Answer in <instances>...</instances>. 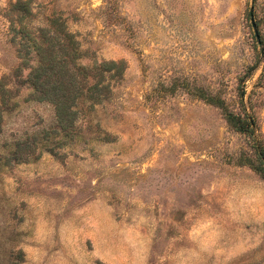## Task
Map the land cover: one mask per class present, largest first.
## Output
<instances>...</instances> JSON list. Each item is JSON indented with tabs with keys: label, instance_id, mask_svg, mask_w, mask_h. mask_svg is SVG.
I'll list each match as a JSON object with an SVG mask.
<instances>
[{
	"label": "rangeland",
	"instance_id": "rangeland-1",
	"mask_svg": "<svg viewBox=\"0 0 264 264\" xmlns=\"http://www.w3.org/2000/svg\"><path fill=\"white\" fill-rule=\"evenodd\" d=\"M252 5L0 0V264H264V0L260 44ZM53 45L103 90L66 128L28 81L33 50Z\"/></svg>",
	"mask_w": 264,
	"mask_h": 264
},
{
	"label": "trees",
	"instance_id": "trees-1",
	"mask_svg": "<svg viewBox=\"0 0 264 264\" xmlns=\"http://www.w3.org/2000/svg\"><path fill=\"white\" fill-rule=\"evenodd\" d=\"M72 49L75 53V57L79 60V51L75 40L71 35H66ZM35 45H37L35 41ZM52 50H49L47 53L45 49H41V53L37 48L35 51L39 55V60L36 64H33L31 67L30 75L28 81L32 87L31 96L32 100L39 103H49L51 104L57 114L59 123L67 122L65 127H71L73 125V116L76 113L74 108H78L80 100L86 99L91 103V108H94L96 105L101 103V95L103 91L100 89L101 82H98L94 85H88L87 81L90 78L96 77L91 75L90 69H87L86 66H79L78 64L74 65L76 72L70 71L68 69V64L66 62H57V58L54 55V45ZM46 53V55L43 54ZM95 71L100 72L101 79H103V70L102 68L93 67ZM81 77L84 81L79 82L78 78ZM55 81V86L53 88H48L50 82ZM209 101H212L215 104H218L221 108H224V103L217 98H209ZM70 117V118H67ZM228 123L240 133H246L250 129V123L248 119H242L241 117L235 116L232 113H227L226 115ZM69 123V124H68ZM19 146L23 145L22 143L18 144ZM35 153V152H32ZM30 155V154H28ZM17 159H22L20 161H29L31 156H26L25 158H20V156H15ZM264 176V168L261 171Z\"/></svg>",
	"mask_w": 264,
	"mask_h": 264
},
{
	"label": "water",
	"instance_id": "water-1",
	"mask_svg": "<svg viewBox=\"0 0 264 264\" xmlns=\"http://www.w3.org/2000/svg\"><path fill=\"white\" fill-rule=\"evenodd\" d=\"M254 11H255V8H254V0H253V5H252L251 10H250V16H251V22H252V26L254 29L256 39H257L258 43L260 44L261 38H260L259 30H258L256 21H255ZM263 52H264V50L262 49V54H263Z\"/></svg>",
	"mask_w": 264,
	"mask_h": 264
}]
</instances>
